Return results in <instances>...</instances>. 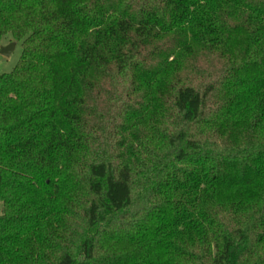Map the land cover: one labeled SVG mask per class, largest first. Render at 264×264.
<instances>
[{
	"label": "trees",
	"instance_id": "trees-1",
	"mask_svg": "<svg viewBox=\"0 0 264 264\" xmlns=\"http://www.w3.org/2000/svg\"><path fill=\"white\" fill-rule=\"evenodd\" d=\"M0 264H264V0H0Z\"/></svg>",
	"mask_w": 264,
	"mask_h": 264
},
{
	"label": "rangeland",
	"instance_id": "rangeland-1",
	"mask_svg": "<svg viewBox=\"0 0 264 264\" xmlns=\"http://www.w3.org/2000/svg\"><path fill=\"white\" fill-rule=\"evenodd\" d=\"M14 44L15 48L9 56L1 53L2 47ZM23 50L22 40L14 39L11 34H7L0 41V75L10 73L14 70L20 60ZM3 204H0V214L2 213Z\"/></svg>",
	"mask_w": 264,
	"mask_h": 264
},
{
	"label": "water",
	"instance_id": "water-1",
	"mask_svg": "<svg viewBox=\"0 0 264 264\" xmlns=\"http://www.w3.org/2000/svg\"><path fill=\"white\" fill-rule=\"evenodd\" d=\"M14 48H15L14 44L4 46V47H2L1 53H3L6 56H9L11 54V52L14 50Z\"/></svg>",
	"mask_w": 264,
	"mask_h": 264
}]
</instances>
